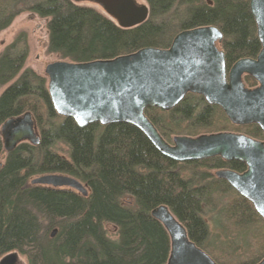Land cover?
I'll return each mask as SVG.
<instances>
[{
  "label": "trees",
  "instance_id": "obj_1",
  "mask_svg": "<svg viewBox=\"0 0 264 264\" xmlns=\"http://www.w3.org/2000/svg\"><path fill=\"white\" fill-rule=\"evenodd\" d=\"M146 1L149 18L123 27L78 0H0V33L19 14L34 12L47 19L48 52L75 63L111 61L146 47L166 49L181 31L204 26L222 30L229 67L257 57L262 49L250 0ZM20 41H26L25 33L0 55V85L11 83L0 95V127L31 112L40 142H24L6 152L0 139V259L17 253L27 264H166L171 239L151 213L160 205L170 208L190 241L217 264H256L264 258V220L249 200L214 174L221 168L243 172L245 163L219 156L176 162L132 124L79 126L56 111L46 75L25 68L28 50L19 47ZM246 82L255 84L250 77ZM146 115L168 141L236 128L220 106L195 93L168 111L149 107ZM242 130L264 139L257 125ZM45 174L75 177L88 195L31 183ZM219 195L228 198L219 218L249 237L237 252L227 239L213 249L208 244L204 206Z\"/></svg>",
  "mask_w": 264,
  "mask_h": 264
},
{
  "label": "water",
  "instance_id": "obj_2",
  "mask_svg": "<svg viewBox=\"0 0 264 264\" xmlns=\"http://www.w3.org/2000/svg\"><path fill=\"white\" fill-rule=\"evenodd\" d=\"M93 1L123 27L145 22L148 5L135 0ZM262 49L256 58H243L228 70L225 52L218 43L224 39L216 26H204L178 33L169 48L146 47L111 61L48 63L45 75L53 105L59 115L73 118L81 126L125 122L136 126L163 155L176 162L212 157L238 160L246 165L242 173L232 169L215 172L242 197L249 200L264 220V141L245 134L218 132L196 137L176 135L166 140L149 117V107L171 110L189 93L200 94L218 105L238 125L257 123L264 131V0H250ZM249 75L259 85L246 86ZM3 147L13 151L19 144L37 145L40 135L31 112L6 120L0 128ZM32 184L69 187L88 195L87 187L65 174H45ZM152 216L166 228L171 253L166 264H217L202 248L191 242L187 229L167 205L157 206ZM57 232L53 231L52 236ZM0 264H20L10 253ZM257 264H264V258Z\"/></svg>",
  "mask_w": 264,
  "mask_h": 264
},
{
  "label": "rangeland",
  "instance_id": "obj_3",
  "mask_svg": "<svg viewBox=\"0 0 264 264\" xmlns=\"http://www.w3.org/2000/svg\"><path fill=\"white\" fill-rule=\"evenodd\" d=\"M38 1V0H35ZM139 5H148L146 0H135ZM81 5L91 6L102 12L103 14H109L105 9L93 1H79ZM23 33L26 34V41H20L19 47L27 45V59L25 63V68H32L40 74L45 75V67L48 63L62 60L57 55L49 53L47 50L48 42V32H47V19L41 18L38 14L34 12H23L19 14L13 21L12 25L0 33V55L5 52L8 47L15 41L18 36ZM22 38V37H21ZM23 40V39H21ZM24 48V47H23ZM47 77V76H46ZM11 83L7 85H0V95L10 86ZM1 128V127H0ZM243 133L241 130H230V132ZM218 132H203L202 134H212ZM201 134V135H202ZM0 139L2 141V136L0 134ZM3 145V141H2ZM63 153H66L65 146L61 145ZM0 162H3V157H0ZM36 178V177H35ZM33 180V179H32ZM223 198V199H221ZM219 199H221L219 201ZM227 196H216L213 197V204H205L204 206V220L206 221L210 237L208 244L213 249L214 247L221 245L223 241H227L232 245L233 251L237 252L236 249L238 244H242L246 240L249 241V237L243 238L242 233L236 230V226L232 224H227L225 218L221 217L220 208L223 203L227 201ZM112 230V229H111ZM20 264H27V259L20 256Z\"/></svg>",
  "mask_w": 264,
  "mask_h": 264
},
{
  "label": "flooded vegetation",
  "instance_id": "obj_4",
  "mask_svg": "<svg viewBox=\"0 0 264 264\" xmlns=\"http://www.w3.org/2000/svg\"><path fill=\"white\" fill-rule=\"evenodd\" d=\"M224 40V39H223ZM223 42V41H222ZM222 42H220V43H218V46H219V48L220 49H222L223 50V48H222ZM224 51V50H223ZM256 58V57H255ZM227 62V61H226ZM237 62V61H236ZM233 65H231L230 67L228 66V64H227V67H228V70L232 67ZM248 77H250V78H252L251 76H249V75H245L244 76V82H245V84H246V86L248 87V88H250V89H253V88H255V87H257L258 85H259V83L256 81V80H254L253 78V80L255 81V84L253 85V86H250V85H248L247 84V82H246V79L248 78ZM49 81V80H48ZM190 94V93H189ZM200 95V94H199ZM204 99H205V97L203 96V95H201ZM205 101L207 102V100L205 99ZM208 103V102H207ZM209 104V103H208ZM211 105V104H210ZM225 113V112H224ZM226 115V114H225ZM228 118V117H227ZM231 122V121H230ZM232 123V122H231ZM234 126H236V130H241L243 127H246V126H250V125H257L261 130H262V128L257 124V123H249V124H244V125H238V124H234V123H232ZM243 131V130H242ZM263 131V130H262ZM224 132H230V131H224ZM233 133H235L234 131H233ZM238 134H245V135H248V134H246L244 131H243V133H238ZM263 134H264V131H263ZM248 136H250V135H248ZM252 137V136H251ZM254 138V137H253ZM256 139H259V138H256ZM172 140V139H171ZM171 140L169 141V142H171ZM259 140H263L264 141V139H259ZM222 158V157H221ZM225 160V159H224ZM227 161V160H226ZM234 161V160H233ZM229 162H231V161H229ZM221 169H229V168H221ZM221 169H217V170H215L214 171V174H215V172H217L218 170H221ZM233 170V169H232ZM246 170V169H245ZM244 170V171H245ZM243 171V172H244ZM240 173H242V172H240ZM216 175V174H215ZM218 178V177H217ZM218 179H221V178H218ZM222 180H224V179H222ZM226 181V180H225ZM227 182V181H226ZM263 259V258H262ZM261 259V260H262ZM261 260H259L257 263H259ZM256 263V264H257Z\"/></svg>",
  "mask_w": 264,
  "mask_h": 264
}]
</instances>
